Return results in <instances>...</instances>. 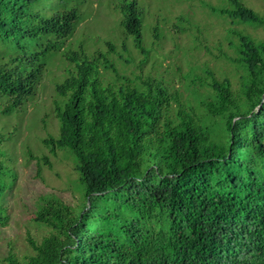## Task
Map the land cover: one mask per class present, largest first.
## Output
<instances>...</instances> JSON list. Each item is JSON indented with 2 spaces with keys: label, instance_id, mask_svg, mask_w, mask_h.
Here are the masks:
<instances>
[{
  "label": "trees",
  "instance_id": "obj_1",
  "mask_svg": "<svg viewBox=\"0 0 264 264\" xmlns=\"http://www.w3.org/2000/svg\"><path fill=\"white\" fill-rule=\"evenodd\" d=\"M226 1L213 10L264 25L241 0ZM67 5L0 0V43L9 52L0 64L3 113L34 92L45 58L73 33L78 10ZM119 10L122 28L145 53L136 0ZM230 33L239 89L207 69L200 113L161 81L104 84L100 66L111 64L102 52L64 53L72 69L55 85L59 132L43 142L72 155L82 201L73 207L47 198L34 220L53 232L28 238L35 253L25 263L8 256V264H264V42ZM7 179L0 164V223Z\"/></svg>",
  "mask_w": 264,
  "mask_h": 264
},
{
  "label": "rangeland",
  "instance_id": "obj_2",
  "mask_svg": "<svg viewBox=\"0 0 264 264\" xmlns=\"http://www.w3.org/2000/svg\"><path fill=\"white\" fill-rule=\"evenodd\" d=\"M129 1L53 0L78 10L73 33L61 50L47 55L34 92L20 106L3 113L8 99L0 96V164L12 176V180L7 179L2 199L0 264H8V256L25 263L35 253L28 238L40 242L53 232L47 223L34 220L47 198L73 207L82 201L72 155L58 148L52 152L43 142L59 132L54 102L61 97L55 85L72 69L64 56L66 51L81 48L88 57L102 52L111 64L106 69L100 66L104 84L143 88L145 81H161L183 106L200 113L198 99L209 90L201 80L209 79L207 69L219 81L228 78L233 90L239 89L242 69L229 59L234 56L231 40L236 41L230 30L264 42V25L232 21L213 10L228 6L226 0H136L146 50L141 53L134 47L133 36L120 24L119 9ZM241 1L264 17V0ZM7 54L0 43V64ZM170 103L171 108L177 105L174 99Z\"/></svg>",
  "mask_w": 264,
  "mask_h": 264
}]
</instances>
